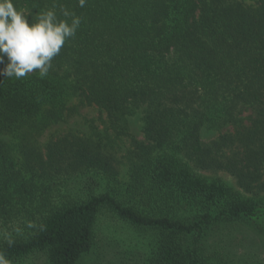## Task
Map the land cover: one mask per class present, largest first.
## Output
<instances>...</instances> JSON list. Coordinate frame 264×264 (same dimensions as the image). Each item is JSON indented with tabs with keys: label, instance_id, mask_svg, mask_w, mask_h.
I'll list each match as a JSON object with an SVG mask.
<instances>
[{
	"label": "trees",
	"instance_id": "16d2710c",
	"mask_svg": "<svg viewBox=\"0 0 264 264\" xmlns=\"http://www.w3.org/2000/svg\"><path fill=\"white\" fill-rule=\"evenodd\" d=\"M13 3L30 24L49 9L71 23L67 9L81 25L46 77L0 75V253L10 264L35 254L84 264L105 212L152 236L139 264H205L217 228L264 230V0ZM83 106L107 114L105 134L33 142ZM19 132L22 164L9 138ZM125 137L121 174L108 153Z\"/></svg>",
	"mask_w": 264,
	"mask_h": 264
},
{
	"label": "rangeland",
	"instance_id": "374dc122",
	"mask_svg": "<svg viewBox=\"0 0 264 264\" xmlns=\"http://www.w3.org/2000/svg\"><path fill=\"white\" fill-rule=\"evenodd\" d=\"M248 3H256L258 0H245ZM96 126L97 128H93ZM143 122L139 117L131 119V132L142 137ZM107 114L97 106H83L78 114L66 121L52 124L40 134L34 136L33 142L40 148L56 135L71 131L77 134L91 133L94 129L98 132L107 131ZM112 131V130H110ZM23 133V130H21ZM9 135L16 156L20 164L25 160L26 153L20 152V144L23 143L22 133ZM116 153H108L115 156L120 173H124L128 166L126 158L127 149L131 144V138L125 137L118 140ZM233 186L235 180L225 172L219 173ZM123 175L120 177L122 178ZM7 225L0 223V230ZM96 244L92 255L84 264H139L148 254L152 243L149 233L140 232L119 220L115 216L105 212L98 219ZM206 250L205 264H264V230L250 222H238L224 225L214 230L210 235ZM18 263L20 264H47L44 254L31 255Z\"/></svg>",
	"mask_w": 264,
	"mask_h": 264
},
{
	"label": "clouds",
	"instance_id": "9594fccd",
	"mask_svg": "<svg viewBox=\"0 0 264 264\" xmlns=\"http://www.w3.org/2000/svg\"><path fill=\"white\" fill-rule=\"evenodd\" d=\"M86 2L78 0L81 8ZM62 13L71 17V23L58 19L56 12L49 9L37 14V21L30 24L28 15L15 7L13 0H0V64L5 63V56L8 61L0 75L19 79L39 70L40 78L46 77L53 58L67 40L75 37L81 25V18L74 13L67 9ZM8 243L11 246L12 240ZM0 264H10L2 253Z\"/></svg>",
	"mask_w": 264,
	"mask_h": 264
}]
</instances>
